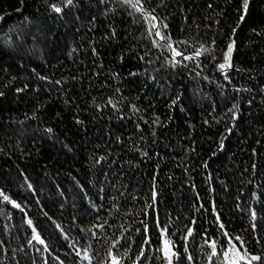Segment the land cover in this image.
I'll use <instances>...</instances> for the list:
<instances>
[{
	"label": "trees",
	"instance_id": "trees-1",
	"mask_svg": "<svg viewBox=\"0 0 264 264\" xmlns=\"http://www.w3.org/2000/svg\"><path fill=\"white\" fill-rule=\"evenodd\" d=\"M133 3L0 0V264L264 256V0Z\"/></svg>",
	"mask_w": 264,
	"mask_h": 264
},
{
	"label": "snow or ice",
	"instance_id": "snow-or-ice-1",
	"mask_svg": "<svg viewBox=\"0 0 264 264\" xmlns=\"http://www.w3.org/2000/svg\"><path fill=\"white\" fill-rule=\"evenodd\" d=\"M124 2L125 3H132V0H124ZM71 3H72V0H66V4L70 5ZM138 3H139V0H136V3H133V7H136ZM51 7L57 13L62 11V9L60 7H57L55 4L51 5ZM247 8H248V0H243V9L246 11ZM141 11H143V9H141ZM152 19L156 20L157 17H155L153 15ZM241 19H243V17H241ZM163 28L166 29L167 25L164 24ZM153 30H154L155 36L160 38V40L164 41V43L162 45H156V41L154 40L153 41L154 45L155 46H162V47L168 49V51L170 53H172V63L173 64L181 63L182 61H195L203 54H211L209 48H206L204 45H200L199 47L193 49L192 55H185L183 51H179V50H177V47H174L173 43L171 42L170 36H164L161 34V31L156 27L155 24H153L152 29L149 30V35L153 34ZM182 43H185V42L184 41L176 42L177 45L182 44ZM233 49H234V41L227 45L226 49L223 51L222 62L217 64L218 70H220L222 72V74L225 75V79L228 78L226 70L232 68L231 54L233 52ZM177 57H180L182 59L178 60V59H176ZM212 58L216 59V57L214 55L212 56ZM197 67H199V65H197ZM57 83H59V81H57ZM109 103L111 104L112 101L110 100ZM113 106H115V105L113 104ZM236 108H237V106L233 105V109H229V111L232 112V118L233 119L237 118V113H236V111H234V109H236ZM48 131H51V129H49ZM221 147H223L222 143H221ZM5 199H7V197H5ZM153 199H155V192H153ZM251 217L253 220H255V218H256L255 212L251 213ZM28 223L31 224L32 221L29 220ZM218 226L223 231V234L225 235V237L228 238L227 245L222 246V248H223L222 257L223 258L221 260V264H240V262H243V264H253V262H260V264H264V256L250 254L247 251V249L245 248V244L241 240L240 237L232 238L229 233L224 231V225L222 223H220ZM97 227H103V225H97ZM93 235H95V234H93ZM191 235H192V228L187 227L184 239L185 240L188 239V237H190ZM161 237H162V243H161L160 247L157 249V251L160 252V254H161L159 259L164 261L165 264H172V259H173V256H175V252L173 251L172 242L168 238L167 226H164V225L161 226ZM34 239L41 240L39 235L34 236ZM233 239L236 241H239V243H240L239 248H237L236 245L233 243ZM42 242L43 241L41 240V243ZM206 243L208 244L209 248L211 249V256H217V251H216L217 242H216V240H211L210 242L206 241ZM113 247H115V245H113ZM77 255H80L79 251L77 252ZM141 256H143V252L141 253ZM85 258H87V257H85ZM107 259L109 261V264H120V258L117 255H114L111 252V250L108 253ZM137 264H139V261L137 262Z\"/></svg>",
	"mask_w": 264,
	"mask_h": 264
}]
</instances>
